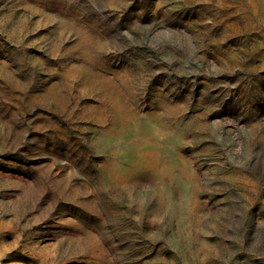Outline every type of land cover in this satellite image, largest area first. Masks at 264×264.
I'll use <instances>...</instances> for the list:
<instances>
[{
	"label": "rangeland",
	"instance_id": "rangeland-1",
	"mask_svg": "<svg viewBox=\"0 0 264 264\" xmlns=\"http://www.w3.org/2000/svg\"><path fill=\"white\" fill-rule=\"evenodd\" d=\"M0 264H264V0H0Z\"/></svg>",
	"mask_w": 264,
	"mask_h": 264
}]
</instances>
